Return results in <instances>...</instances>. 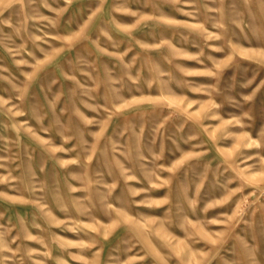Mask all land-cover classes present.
<instances>
[{"label":"rangeland","instance_id":"374dc122","mask_svg":"<svg viewBox=\"0 0 264 264\" xmlns=\"http://www.w3.org/2000/svg\"><path fill=\"white\" fill-rule=\"evenodd\" d=\"M0 264H264V0H0Z\"/></svg>","mask_w":264,"mask_h":264}]
</instances>
